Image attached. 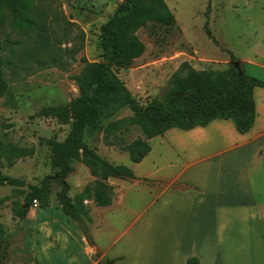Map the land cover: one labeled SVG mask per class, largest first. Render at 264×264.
Returning <instances> with one entry per match:
<instances>
[{"label": "rangeland", "instance_id": "obj_1", "mask_svg": "<svg viewBox=\"0 0 264 264\" xmlns=\"http://www.w3.org/2000/svg\"><path fill=\"white\" fill-rule=\"evenodd\" d=\"M123 1L42 0L40 6L49 18L57 43L64 49L65 68L51 63L42 67L30 64L31 67L24 71L6 68L7 87L0 93V142L23 148L28 151V155L17 159L13 166H9L3 157L0 160L1 172L7 178L0 183V223L4 230L3 234L0 233L3 239L0 264H34L33 260L38 258L36 250L31 251L33 255L29 253L27 261L26 256L21 254L25 249L24 242L38 241L36 244L39 247L41 244L40 232H29L26 237L24 230H15L24 228L19 226L23 219L19 214L24 209H34L32 214H37L42 208V202L46 201L49 209L45 207L37 217L34 215L36 221L43 222L42 219L50 211L56 213L57 209L62 208L59 193L63 182L54 179L58 177L59 168L52 164L53 145L67 138L72 124L63 123L51 109L66 105L79 96L74 77L85 66L82 58L85 57L90 62L102 60L100 26L108 21ZM165 1L175 17V23L164 25L150 22L147 27L141 28L138 36L146 46L144 54L130 68L118 72L119 78L141 106L145 107L154 99L165 97L170 79L183 62L192 64L197 70L216 72L230 67L236 69L231 60L233 55L240 62V72L236 69L240 74L247 73L264 82V0ZM206 24L218 44L207 35ZM7 32L12 41L22 38L16 32L0 31V38L5 45H8L5 41ZM133 115L134 111L130 107H121L106 119L104 126ZM119 136L118 139L112 136L110 140L115 144L108 145L103 131L90 128L84 139L90 147L97 148L102 158L113 164L131 167L138 178L155 173L154 160L160 153L162 156L157 164L164 167L159 172L163 181H166L163 184H169V178L176 175L184 164L183 159L173 153L170 144H163L162 136H157L149 140L152 146L149 157L142 164L135 165L131 162L128 151L119 145L144 138L143 131L138 125H131ZM71 168L65 178L67 194L71 202L77 204V208L78 204H82L85 215L78 221L86 225L92 205L90 201H95L93 198L82 201L81 195L87 186L93 184L95 178L88 167L79 161L73 160ZM46 177H51L52 181L35 197L38 207H33V200L30 205L25 204L26 198L43 185ZM108 183L114 188L110 179ZM157 183V178L149 177L139 188L135 187L127 191V194L131 199L137 198L139 206L145 208L153 193H160L166 188L164 185L158 187ZM170 185L172 190H188L186 183L171 181ZM197 190L200 191V188ZM93 192L91 190L92 195ZM61 212L63 217L58 213L54 215L56 230L73 227L67 226V216ZM208 215L209 224L215 225L217 212H210ZM238 221V218L229 219L225 221V225ZM152 223L153 220H149L151 227ZM159 226H162V220L159 221ZM25 227L27 230H36L32 224ZM165 233L179 237L177 232L166 230ZM35 264H40V261Z\"/></svg>", "mask_w": 264, "mask_h": 264}, {"label": "crops", "instance_id": "obj_2", "mask_svg": "<svg viewBox=\"0 0 264 264\" xmlns=\"http://www.w3.org/2000/svg\"><path fill=\"white\" fill-rule=\"evenodd\" d=\"M254 99L255 122L246 133H240L232 119H215L205 126L172 128L159 135L184 161L170 182L186 183L188 190L176 191L170 182L163 184L166 181L159 172L164 167L157 164L160 153L154 160L155 173L110 178L113 203L101 207L90 201L86 225L62 208L50 211L43 222L36 217L45 207L37 214H32L34 209L28 211L19 224L24 228L15 230H24L26 237L40 232L41 244L26 241L21 254L27 261L36 250L34 264L38 260L40 264H187L193 257L199 264H264V86L255 87ZM151 153L152 146L143 161L131 162L140 165ZM149 177L166 188L153 197L149 189L153 199L142 208L127 191L139 188ZM61 211L67 226H73L67 228L73 230L54 227V215L62 216ZM210 212L218 214L215 225L209 224ZM233 218L239 221L225 225ZM28 224L36 230H27Z\"/></svg>", "mask_w": 264, "mask_h": 264}, {"label": "trees", "instance_id": "obj_3", "mask_svg": "<svg viewBox=\"0 0 264 264\" xmlns=\"http://www.w3.org/2000/svg\"><path fill=\"white\" fill-rule=\"evenodd\" d=\"M41 1L0 0V31L9 30L22 37L12 41L7 32L5 41L8 45L0 38V93L7 87L6 68L24 71L31 67L30 64L42 67L49 63L65 68L64 49L55 39L49 18L40 6ZM150 22L164 25L175 23V17L165 0L121 2L108 21L100 26L102 60L90 62L82 58L85 66L74 77L79 96L66 105L51 109L63 123L72 124L67 138L53 145L52 164L59 168L58 176L65 179L72 170L71 162L76 160L88 167L95 178L81 195L82 201L93 198L96 205L109 206L113 203L114 188L108 180L135 178L130 167L111 163L100 156L97 148L88 145L84 138L90 128L103 131L104 140L108 145H113L115 143L110 140L112 136L118 139L129 126L138 125L145 137L129 144L120 143L119 146L128 151L132 162L140 163L151 151L149 140L172 128L188 130L205 126L215 119H232L237 130L246 133L254 125V89L264 86V82L247 73L241 75L232 67L216 72L201 71L183 62L170 79L165 97L141 106L119 78L118 72L130 68L144 54L146 46L139 38L138 31ZM205 31L218 44L207 24ZM231 60L234 63L238 61L233 55ZM124 106L130 107L134 115L104 126L106 119ZM27 155L28 151L23 148L0 142V160L3 157L9 166ZM6 179L0 163V183ZM51 181V177H46L43 185L26 198L25 204L30 205ZM65 183L59 193L63 211L72 219L80 220L85 215V209L82 204H78L77 208V204L71 202ZM91 190H94L93 195ZM42 207H47L46 201L42 202ZM27 211L24 209L19 216L24 218ZM3 232L0 223V233ZM2 244L0 237V262ZM108 264H112V261H108ZM187 264H199V260L189 258Z\"/></svg>", "mask_w": 264, "mask_h": 264}, {"label": "water", "instance_id": "obj_4", "mask_svg": "<svg viewBox=\"0 0 264 264\" xmlns=\"http://www.w3.org/2000/svg\"><path fill=\"white\" fill-rule=\"evenodd\" d=\"M236 69L240 72V62L237 61L234 63ZM242 75V74H241ZM56 181H60V182H65V179L62 176H58L56 178H54Z\"/></svg>", "mask_w": 264, "mask_h": 264}, {"label": "built area", "instance_id": "obj_5", "mask_svg": "<svg viewBox=\"0 0 264 264\" xmlns=\"http://www.w3.org/2000/svg\"><path fill=\"white\" fill-rule=\"evenodd\" d=\"M33 207L37 208L38 207V201L37 199L33 200Z\"/></svg>", "mask_w": 264, "mask_h": 264}]
</instances>
